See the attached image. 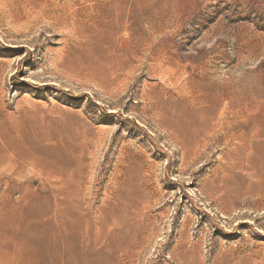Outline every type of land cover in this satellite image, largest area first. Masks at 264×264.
I'll return each instance as SVG.
<instances>
[{
	"label": "rangeland",
	"instance_id": "374dc122",
	"mask_svg": "<svg viewBox=\"0 0 264 264\" xmlns=\"http://www.w3.org/2000/svg\"><path fill=\"white\" fill-rule=\"evenodd\" d=\"M33 1L0 0V101L13 119L61 132V145L37 146L58 148L78 209L55 213L58 239L38 215L65 203L60 184L23 161L0 168V244L20 236L32 249L0 264H264V110L227 114L232 129L215 136L229 144L193 145L177 130L206 109L187 106L203 93L264 105V0H54L53 18L29 22L17 12Z\"/></svg>",
	"mask_w": 264,
	"mask_h": 264
},
{
	"label": "bare ground",
	"instance_id": "6f19581e",
	"mask_svg": "<svg viewBox=\"0 0 264 264\" xmlns=\"http://www.w3.org/2000/svg\"><path fill=\"white\" fill-rule=\"evenodd\" d=\"M35 1V0H34ZM34 1L32 2L34 5H30L27 10L23 9V13H19L17 12V14L21 17V18H28L29 22L31 20L33 21H37V20H49L48 18L52 17V15L50 14L51 11L57 7L58 5V1H39V3L37 2L36 4L34 3ZM23 2V1H22ZM74 2V1H73ZM31 3V2H30ZM31 3V4H32ZM64 3V2H63ZM12 5V4H11ZM20 5V4H19ZM28 5V4H27ZM63 7V6H62ZM65 7V6H64ZM14 8V7H13ZM21 8V7H20ZM68 8V7H67ZM19 9V8H18ZM56 9V8H55ZM59 9V8H58ZM62 9V8H61ZM60 9V10H61ZM18 11V10H17ZM57 11V10H56ZM62 11V10H61ZM15 12V11H13ZM132 12V11H131ZM59 13V12H58ZM64 13V12H63ZM62 13V14H63ZM60 14V13H59ZM17 15V16H18ZM56 15L58 16V14L56 13ZM16 16V15H15ZM60 16V15H59ZM58 16V18H59ZM61 17V16H60ZM14 18V17H13ZM12 18V19H13ZM16 18V17H15ZM53 18V17H52ZM11 19V20H12ZM19 19V18H18ZM17 20V19H16ZM20 20V19H19ZM46 20V21H47ZM54 20V19H52ZM56 20V19H55ZM61 20V19H60ZM59 20V21H60ZM14 21V20H13ZM23 21V20H22ZM21 21V22H22ZM27 21V20H25ZM19 22V21H18ZM17 22V24H18ZM28 22V23H29ZM52 21H50L51 23ZM57 22V21H56ZM20 23V22H19ZM36 23V22H35ZM45 23V22H43ZM34 25V24H33ZM55 25V24H54ZM48 26V25H47ZM52 26V25H51ZM11 27V26H10ZM21 27V26H20ZM27 27V26H24ZM34 27V26H33ZM53 27V26H52ZM29 28V27H27ZM31 28V27H30ZM28 30V29H27ZM23 34V33H22ZM150 40V39H149ZM148 55V54H147ZM151 56V55H150ZM139 58V57H138ZM145 59V58H144ZM139 60V59H138ZM141 61V60H140ZM149 61V60H148ZM161 62V61H160ZM167 64V63H166ZM159 65V64H158ZM165 65V64H164ZM159 67V66H158ZM162 67V66H161ZM199 69V68H198ZM182 70V69H181ZM208 71V70H207ZM172 72V71H171ZM200 72V71H199ZM195 73V72H194ZM204 73V72H202ZM209 73V72H208ZM190 74V73H189ZM197 74V73H196ZM195 74V75H196ZM201 74V73H200ZM203 75V74H202ZM205 76V75H204ZM181 77V76H180ZM191 78V77H188ZM196 78V77H194ZM205 77H200L202 84L206 85L205 82ZM193 79V78H192ZM210 79V78H209ZM207 80V79H206ZM211 80V79H210ZM194 83L196 80H192ZM200 81V80H199ZM191 82V81H190ZM207 82V81H206ZM197 83V82H196ZM199 83V82H198ZM197 83V84H198ZM214 84V83H213ZM187 86V85H186ZM197 85H195L194 87H196ZM189 87V86H188ZM188 87H186L188 89ZM198 87V86H197ZM207 87V86H206ZM209 87V86H208ZM212 87V86H211ZM210 87V88H211ZM234 87V86H233ZM207 90V88H205ZM212 89V88H211ZM231 90V89H230ZM230 90L224 89V91L222 92V94L218 95V94H212L207 92L203 93L202 96L200 98H190L189 101L187 102V106L191 107L194 105H205L206 109H202V111H200L199 113L196 114V116L190 115V113L186 118V122L185 127H182L180 125H178V132H180L181 134L184 135V137L187 138L189 143L194 144H198L199 140L204 141L206 144L208 142H218V143H222V144H229V142H231L230 136H226L224 134V139H220L217 136H215V134L218 132V130H220L221 128L223 129V131H225L226 134H228L230 132V130L232 129L233 125L232 122H230L228 120L229 115L230 117L234 118V116L240 115L242 116H246V115H250L251 114V109L252 106L255 107L256 112L258 113H262V110H264V105H262L256 96L252 97L249 100H243L240 98H233L232 97V93L230 92ZM212 91V90H211ZM204 92V91H202ZM194 97V96H193ZM185 101V100H184ZM198 107V106H197ZM202 107V106H201ZM21 108V107H20ZM191 109V108H190ZM197 109V108H196ZM18 110V109H17ZM180 110V109H179ZM200 110V108H199ZM183 111V110H182ZM187 111V110H186ZM181 113V112H180ZM179 113V114H180ZM185 113V112H183ZM186 114V113H185ZM185 114H183V116H185ZM192 114V113H191ZM229 114V115H227ZM182 115V114H181ZM228 116V117H227ZM14 115H12L11 113L7 112L6 107L2 104V102L0 101V168L4 167V166H8L11 167L13 165V163H20L21 161L25 162L24 165L29 164L32 168H34V170L36 169L38 172V174H40L43 177V180H50V181H54L58 182L60 184V186H57V189H61L62 187V195L64 197L65 203H56V201L51 202L50 200H48L46 202V206L45 208H43L40 213H39V217L40 221L45 225V227H43V229H47V226L51 227L50 229H53V233H55V235H57L58 239H61L63 236L61 230V227L63 226V224L59 221H57V217H54L55 213H61V215L63 216V219L67 218V213L68 211L71 209V207H73L75 210L78 209V206L76 205H72L69 203V200L72 199L73 197H75L76 195V190L78 189L77 187H75V182L74 185L72 184V180L70 178L69 175V171L70 169H67V162L62 161V160H58L57 158H55V154L59 152L57 147H53V148H47L44 150H39L38 146L41 143L44 142H51L55 144V142H57L58 145L62 142V138L60 137V135L57 134H52L50 133L48 130H43L41 128H36V127H29L28 124L25 122V120H15L13 119ZM17 117V116H16ZM197 117V118H196ZM182 118V117H181ZM181 120V119H180ZM177 122V121H176ZM180 122V121H178ZM234 122V121H233ZM245 123V122H244ZM247 123V122H246ZM244 124L243 127L247 129V124ZM263 123H264V118H263ZM38 124V123H37ZM40 124V123H39ZM173 125L174 128V124L171 123ZM257 124V123H256ZM259 125V124H258ZM177 127V125H175ZM262 127V125H260ZM181 127V128H180ZM240 127V126H239ZM264 127V126H263ZM49 128V127H48ZM51 128V127H50ZM58 128V127H57ZM242 128V126H241ZM176 129V128H175ZM249 129V128H248ZM51 130H53L51 128ZM50 130V131H51ZM57 132V130H55ZM53 131V132H55ZM222 131V132H223ZM243 131V130H242ZM261 132V131H260ZM234 133V132H233ZM239 133V132H237ZM236 133V134H237ZM251 134V133H250ZM255 134V133H254ZM179 135V134H178ZM222 135V134H220ZM231 135V134H230ZM253 135V134H252ZM256 135V134H255ZM203 136V139H200V137ZM219 136V135H218ZM232 136V135H231ZM236 136V135H235ZM247 136H248V132L246 130H244L243 132H241V134L239 136H237L235 138L234 141L238 142V145H240L241 149L244 150L247 148ZM254 136V135H253ZM252 136V137H253ZM202 137V138H203ZM223 137V136H222ZM255 137V136H254ZM185 138V139H186ZM261 138L264 140V132L261 134ZM67 139V138H66ZM232 139H234L232 137ZM253 139V138H252ZM65 140V138H64ZM63 140V142H64ZM249 140H251L249 138ZM257 140V139H256ZM261 140V139H260ZM67 141V140H65ZM184 141V140H183ZM187 142V141H185ZM184 142V143H185ZM233 142V140H232ZM236 142V143H237ZM202 143V142H201ZM260 143V141H259ZM53 144V145H54ZM49 145V144H48ZM61 145V144H60ZM190 145V144H189ZM205 145V144H203ZM202 145V146H203ZM263 145V144H262ZM198 146V145H197ZM259 146V145H257ZM190 147V146H189ZM193 147V146H192ZM61 148V147H60ZM249 148V147H248ZM70 149V147L68 148ZM67 149V151H68ZM250 149V148H249ZM253 149V148H252ZM257 149V148H256ZM263 150V149H262ZM64 153L66 154V150L63 149ZM239 151V149H238ZM246 151V150H245ZM247 151H249L247 149ZM255 151V148H254ZM261 151V150H260ZM64 154V155H65ZM258 155V153H257ZM260 155V154H259ZM58 157V156H57ZM63 157V156H62ZM256 161V159H255ZM259 161V160H257ZM260 163V162H259ZM257 164V163H256ZM264 164V163H263ZM21 165V164H20ZM28 165V166H29ZM137 166V165H136ZM135 166V167H136ZM245 166V165H243ZM16 167H18L16 165ZM23 167V166H22ZM257 167V166H256ZM264 167V166H263ZM14 168V167H13ZM21 169V168H20ZM19 169V170H20ZM25 169V167L23 168ZM127 169V168H126ZM243 169V168H242ZM3 169H1L2 171ZM10 170V169H9ZM18 170V171H19ZM22 170V169H21ZM33 170V169H32ZM247 170V169H246ZM4 171V170H3ZM8 171V170H7ZM6 171V172H7ZM11 171V170H10ZM9 171V172H10ZM13 171V170H12ZM16 171V169H15ZM14 171V172H15ZM24 171V170H23ZM20 172V171H19ZM1 173V172H0ZM11 173V172H10ZM9 173V174H10ZM16 173V172H15ZM244 173V172H243ZM4 174V173H3ZM17 174V173H16ZM25 173L23 174H19V175H23L24 176ZM18 175V174H17ZM18 175V176H19ZM243 175V174H242ZM2 176V175H1ZM11 176V174H10ZM229 176V175H228ZM241 176V175H240ZM246 176V175H245ZM233 177V176H231ZM247 177V176H246ZM227 180V179H226ZM18 181V180H17ZM252 181V180H249ZM28 182V181H27ZM239 182V181H238ZM126 183V182H125ZM131 183L127 182V185H129ZM227 184V183H226ZM7 185V184H6ZM233 185V184H230ZM239 185V184H238ZM5 186V185H4ZM59 187V188H58ZM129 187V186H128ZM127 187V188H128ZM28 188V186H27ZM222 188V187H221ZM254 188V187H253ZM22 189L23 186H22ZM21 189V191H22ZM54 189V188H53ZM239 189V188H238ZM263 189V188H262ZM26 190V189H25ZM23 190V191H25ZM253 189L251 188V191ZM255 190V189H254ZM257 190V189H256ZM264 190V189H263ZM22 191V192H23ZM259 191V190H258ZM27 192V191H25ZM244 193V192H243ZM255 193V192H254ZM253 193V194H254ZM30 194V193H29ZM257 194V193H256ZM24 195V194H23ZM33 195V194H32ZM31 194L28 196H32ZM242 195V194H241ZM245 195V194H244ZM243 195V196H244ZM247 195V194H246ZM261 195V194H260ZM27 196V195H26ZM34 196V195H33ZM43 196V195H42ZM250 196V194H249ZM25 197V195H24ZM22 196V198H24ZM44 197V196H43ZM47 197V196H46ZM234 197V196H233ZM29 198V197H28ZM36 198V197H33ZM231 198V197H230ZM37 199V198H36ZM45 199V198H44ZM119 199V198H118ZM234 199V198H233ZM246 199V197H245ZM244 199V201H245ZM250 199V198H249ZM26 200V199H25ZM23 200V201H25ZM35 200V199H34ZM63 200V201H64ZM231 201H235L232 200ZM242 200V202H244ZM12 202V201H11ZM127 202V200H126ZM248 202V201H247ZM26 203V201H25ZM30 203V202H29ZM39 201L36 203L38 204ZM68 203V204H66ZM118 203V202H117ZM233 203V202H232ZM237 203V202H236ZM249 203V202H248ZM10 204V203H8ZM40 204V203H39ZM38 204V205H39ZM132 204V203H131ZM238 204V203H237ZM130 205V204H129ZM136 205V203H135ZM5 205H1L0 206V212L5 208ZM10 206V205H9ZM27 206H28V202H27ZM44 206V205H43ZM117 206V205H116ZM124 206V205H123ZM132 206V205H131ZM261 206V205H260ZM30 207V206H28ZM39 209H41L40 205L38 206ZM114 207V206H112ZM135 207V206H134ZM258 207V206H257ZM12 208V207H11ZM122 208V206H121ZM132 208V207H131ZM23 209V208H22ZM124 209V208H123ZM132 210H134L132 208ZM108 211V209H107ZM106 211V212H107ZM116 212H117V208H116ZM110 215V217H108V220L106 221L107 223L104 222H98L99 226L97 225L96 230H95V236L97 238H101L104 236L103 233V228H107L108 226V222H111V220L113 221L114 219V215H115V211L113 209H111L108 212ZM107 213V214H108ZM105 214V213H104ZM108 214V215H109ZM35 216V215H34ZM74 218V217H73ZM75 220L78 221L77 226L80 229L82 226H85L86 232L82 234V230L80 231V233H77L79 235L80 239H83L84 236H87V234L89 233V227H88V221L85 218H82L81 216H76ZM85 222V223H84ZM26 224V223H25ZM38 224V223H37ZM38 225H41L38 224ZM43 225V226H44ZM21 226V225H20ZM30 226V224H29ZM42 226V225H41ZM56 226H59V228H55ZM25 227V226H24ZM65 227V226H64ZM26 228V227H25ZM22 228V229H25ZM36 228V227H35ZM27 229V228H26ZM30 229V228H29ZM42 231V230H41ZM52 231V230H51ZM63 231V230H62ZM85 231V230H84ZM44 232V231H43ZM32 233V232H31ZM33 234V233H32ZM76 234V235H77ZM34 235V234H33ZM54 235V236H55ZM64 235V233H63ZM32 236V235H31ZM36 236V235H35ZM51 236V234H50ZM53 236V237H54ZM29 238H34V237H29ZM37 238V237H36ZM49 238V237H48ZM51 238V237H50ZM65 239H67L66 237H64ZM12 241L11 242H5L0 244V259L3 261H6V263L9 261L8 259H10L11 256H15V257H22L26 256L27 254H30V252L32 251V249L28 246L29 242L25 237H20V236H15L12 237ZM79 239V240H80ZM41 240V239H40ZM50 240V239H49ZM56 241V240H54ZM65 241V240H64ZM39 244V242L37 243V245ZM134 242L132 241L130 245H133ZM25 247L26 250L25 251ZM33 247V246H32ZM40 247V245H39ZM34 249V247H33ZM37 251V250H36ZM13 256V257H14ZM14 257V258H15ZM27 257V256H26ZM24 257V258H26ZM17 258V259H19ZM16 259V260H17ZM15 260V259H13ZM15 260V261H16ZM18 261V260H17ZM30 261V260H29ZM14 262V261H13ZM20 262V260H19ZM18 263V262H14ZM30 263V262H29ZM21 264V263H20ZM26 264V263H25ZM28 264V263H27ZM73 264V263H72Z\"/></svg>",
	"mask_w": 264,
	"mask_h": 264
}]
</instances>
